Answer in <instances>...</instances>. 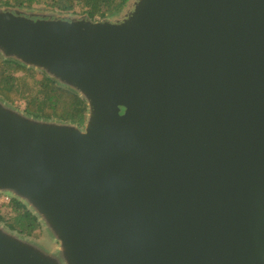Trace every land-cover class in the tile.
<instances>
[{"label": "water", "instance_id": "water-1", "mask_svg": "<svg viewBox=\"0 0 264 264\" xmlns=\"http://www.w3.org/2000/svg\"><path fill=\"white\" fill-rule=\"evenodd\" d=\"M0 55L80 93L82 128L0 101V264H264V0H129L115 17L0 9Z\"/></svg>", "mask_w": 264, "mask_h": 264}, {"label": "trees", "instance_id": "trees-1", "mask_svg": "<svg viewBox=\"0 0 264 264\" xmlns=\"http://www.w3.org/2000/svg\"><path fill=\"white\" fill-rule=\"evenodd\" d=\"M129 0H0L1 7L33 9L44 3L46 9L59 13L86 15L91 20L111 18L120 14ZM79 8V12L75 11ZM40 74L39 80L29 84L20 74ZM0 101L17 109L16 103L23 101V113L36 120L70 124L82 128L86 122L88 107L86 100L75 89L61 84L44 71L27 67L21 62L0 55ZM7 212L9 218L0 216V222L21 236H30L39 228L38 220L19 201L12 199Z\"/></svg>", "mask_w": 264, "mask_h": 264}, {"label": "rangeland", "instance_id": "rangeland-1", "mask_svg": "<svg viewBox=\"0 0 264 264\" xmlns=\"http://www.w3.org/2000/svg\"><path fill=\"white\" fill-rule=\"evenodd\" d=\"M44 5H45L44 3H41L38 5H35V7L33 9H29V10L21 9V10L26 11V12H34V13H45V14L54 13V14H57L58 16L64 17V18L65 17H82V16H85V14L84 15H73L71 13L67 14V13H59V12L53 11V10L51 11V10L46 9V7ZM2 8H12L13 9L15 7H1L0 9H2ZM124 9H125V7H124ZM75 11L79 12L80 10H79V8H76ZM98 20L99 19L96 18V21H98ZM20 76L25 80V82H27L29 84L35 83V81L39 80V78H40V74H38V73H34V76H32L31 74H26V75L20 74ZM15 106H17V109L20 112H23V109L25 108V104L23 101L16 103ZM3 196H5V195L0 194V216H6L9 218L10 216L13 215V213L7 212L9 210L8 208L10 206V203L7 204V203L3 202L2 201ZM30 214L33 215L31 212H30ZM0 224H3V226L6 227L4 225V223L0 222ZM38 224H39V228H37L30 236L24 237V236L20 235V237H23L29 241H32V242L38 244L39 246H41L45 250L55 252L59 246V243L56 240H53L48 235V232L45 229L44 225H42L39 221H38Z\"/></svg>", "mask_w": 264, "mask_h": 264}, {"label": "built area", "instance_id": "built-area-1", "mask_svg": "<svg viewBox=\"0 0 264 264\" xmlns=\"http://www.w3.org/2000/svg\"><path fill=\"white\" fill-rule=\"evenodd\" d=\"M2 201L9 204L11 202V197L8 195H5L2 197Z\"/></svg>", "mask_w": 264, "mask_h": 264}]
</instances>
